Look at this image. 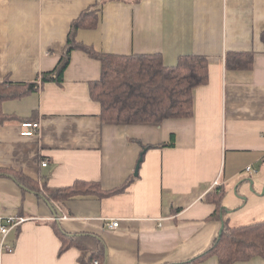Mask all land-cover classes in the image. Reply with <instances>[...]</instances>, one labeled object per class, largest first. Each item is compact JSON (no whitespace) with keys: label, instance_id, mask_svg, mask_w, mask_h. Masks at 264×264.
<instances>
[{"label":"crops","instance_id":"0c3cea01","mask_svg":"<svg viewBox=\"0 0 264 264\" xmlns=\"http://www.w3.org/2000/svg\"><path fill=\"white\" fill-rule=\"evenodd\" d=\"M89 7H99L97 24L78 29L75 39L96 51L160 53L167 66L181 55L207 57L208 81L193 89L190 117L102 120L100 104L89 95L100 63L80 49L71 51L60 83L40 85V74L61 56L71 22ZM262 31L264 0H0V82L39 85L2 103V111L17 118L0 124V169L22 171L51 188L83 180L110 189L133 178L111 196L55 202L0 176V217L28 218L9 232L14 250L1 253L0 264H81L77 247L58 253L53 224L69 235L99 239L106 264L189 262L219 235L221 220L210 218L215 205L204 199L215 187L223 190L231 226L257 221L238 222L234 215L247 204L253 209L248 219L264 211L256 201L264 195ZM247 51L253 53L250 69L225 66L227 52ZM23 120L39 123L35 135L20 134ZM163 143L142 154L143 146ZM44 159L49 162L42 167ZM112 219L117 228L106 227ZM197 264L219 262L209 256Z\"/></svg>","mask_w":264,"mask_h":264},{"label":"trees","instance_id":"16d2710c","mask_svg":"<svg viewBox=\"0 0 264 264\" xmlns=\"http://www.w3.org/2000/svg\"><path fill=\"white\" fill-rule=\"evenodd\" d=\"M98 10L99 7H89L71 22L61 56L52 70L40 74V85L50 81L60 83L71 51L80 49L100 63L99 78L89 83V95L100 104L102 120L159 123L166 119L190 117L193 111V89L208 81L207 57L201 54L181 55L174 65L167 66L164 65L160 53L107 54L96 51L91 46L77 42L75 35L78 29L92 28L97 24ZM260 41L264 50V31L260 34ZM252 62L251 51L227 52L225 56V66L231 69H250ZM38 89L37 81L0 82V124L17 118L2 111L3 102L20 99ZM163 145L167 144H147L143 146L142 154L146 148ZM2 170L0 169V176L12 178L22 190L31 191L55 202L75 197L111 196L124 191L133 180L130 177L123 184L110 189H104L98 182L83 180H76L66 187L51 188L45 185L40 187L37 180L22 171L12 170L7 172L10 174L8 175ZM222 196L223 190L220 187H215L204 196L206 201L215 205L210 218L221 220V233L203 253L189 262L178 264H197L209 256H216L219 264L246 261L255 256L264 259V220L231 226L221 206ZM52 226L61 242L59 254L70 247H77L80 250L78 260L81 264H92L93 261L106 264L105 246L99 239L86 235H69L56 224Z\"/></svg>","mask_w":264,"mask_h":264},{"label":"built area","instance_id":"2783aa9c","mask_svg":"<svg viewBox=\"0 0 264 264\" xmlns=\"http://www.w3.org/2000/svg\"><path fill=\"white\" fill-rule=\"evenodd\" d=\"M20 134L23 136H33L37 133L39 129V123L35 121H23L21 122ZM48 160L44 159L41 162V166L45 167L48 164ZM246 170L250 171L251 167L248 166ZM60 217L61 218H64ZM28 218L22 216H6L0 217V254L1 253H11L14 250V246L11 241L8 240V234L13 229L18 228L24 221ZM59 219V218H58ZM119 221L117 219H112L106 221L105 225L107 228L114 229L117 228ZM93 264H98L97 261H93Z\"/></svg>","mask_w":264,"mask_h":264},{"label":"rangeland","instance_id":"374dc122","mask_svg":"<svg viewBox=\"0 0 264 264\" xmlns=\"http://www.w3.org/2000/svg\"><path fill=\"white\" fill-rule=\"evenodd\" d=\"M263 190H264V187H262L260 189L259 195L263 193ZM256 199H257L256 201H258V202L263 201V206H264V195H263V197L259 196ZM249 207H250L249 204H247V206L245 207L244 211L241 210V209H237L238 211H243V212H240V214H235L234 215V219L238 220V222H250L253 219H255V220L258 219L259 220L260 218L264 217V211L254 210L256 212V214H254L253 217H251L250 219H248L249 214H251V212L253 211V209H251Z\"/></svg>","mask_w":264,"mask_h":264},{"label":"water","instance_id":"95a60500","mask_svg":"<svg viewBox=\"0 0 264 264\" xmlns=\"http://www.w3.org/2000/svg\"><path fill=\"white\" fill-rule=\"evenodd\" d=\"M141 160H142V156H140L139 159H138V162H137L136 167H135L134 175L137 174L138 167H139V163H140ZM46 201H47V200H46ZM222 228H223V225H221V228H220V230H219V234L221 233Z\"/></svg>","mask_w":264,"mask_h":264}]
</instances>
